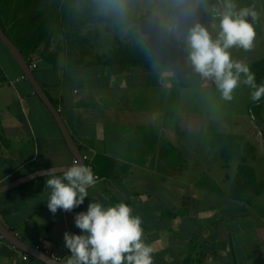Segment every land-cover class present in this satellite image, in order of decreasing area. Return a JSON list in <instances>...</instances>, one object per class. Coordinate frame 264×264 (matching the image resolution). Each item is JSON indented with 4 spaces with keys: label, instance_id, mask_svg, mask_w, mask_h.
Here are the masks:
<instances>
[{
    "label": "crops",
    "instance_id": "obj_1",
    "mask_svg": "<svg viewBox=\"0 0 264 264\" xmlns=\"http://www.w3.org/2000/svg\"><path fill=\"white\" fill-rule=\"evenodd\" d=\"M54 2L0 0V25L33 65L97 183L83 204L53 214L47 207V175L35 177L0 195L1 221L66 264L64 233L82 234L75 216L91 202L106 207L125 202L142 219L153 264H264V190L244 201L234 198L233 190L222 193L217 184H193L184 172L188 163L208 154L190 132L206 127L208 119L199 113L170 115L171 109L161 107V91L168 97L177 84L175 57L159 53L151 66L121 72L105 63L75 64L96 57L88 56L91 49L81 55L79 47L69 46ZM73 3L81 6L80 0ZM53 8L49 29L38 37ZM197 75L189 71L192 81ZM173 150L182 155L179 176L169 160ZM75 159L52 112L0 39V186ZM25 254L0 233V264H48Z\"/></svg>",
    "mask_w": 264,
    "mask_h": 264
},
{
    "label": "rangeland",
    "instance_id": "obj_2",
    "mask_svg": "<svg viewBox=\"0 0 264 264\" xmlns=\"http://www.w3.org/2000/svg\"><path fill=\"white\" fill-rule=\"evenodd\" d=\"M237 10L250 8L256 13V18L247 17L255 30L254 47L251 51L233 47L230 49L233 60L247 63L256 75L257 84L264 83V0H234ZM125 9L132 11L138 18L139 31L144 36H155L166 40L176 52L171 58L177 84L168 92V97L162 95L161 107L171 109L177 116L180 112L204 114L207 116V126L202 124L193 129L197 145H202L207 155H202L193 164L182 166V155L173 150L169 160L174 162L175 173L189 174L193 184H215L222 193H229L238 183L239 164L254 169V180L257 187L264 182V97L259 102L251 100L249 87L241 84L234 92L232 101H225L216 84L212 80L200 78L192 81L186 57L184 36L196 23L207 27L213 38L219 31L220 15L224 11V0H122ZM217 27L214 29L212 25ZM89 28L94 32L90 35L92 52L88 56L96 57L98 52L109 51L114 44L115 30L108 22H94ZM99 34H95L98 32ZM117 34L126 39L128 29ZM183 70V71H182ZM243 79V77H242ZM205 123V122H204ZM222 133L237 134L243 140L239 156L227 160L222 156L224 141ZM255 148L252 149L249 146ZM181 159V160H180ZM180 161V163L177 162ZM181 165L178 167L177 165ZM173 176V172H172ZM223 195V194H222ZM264 196V195H263Z\"/></svg>",
    "mask_w": 264,
    "mask_h": 264
},
{
    "label": "clouds",
    "instance_id": "obj_3",
    "mask_svg": "<svg viewBox=\"0 0 264 264\" xmlns=\"http://www.w3.org/2000/svg\"><path fill=\"white\" fill-rule=\"evenodd\" d=\"M114 4L119 6L120 0H114ZM219 15L215 38L200 23L188 30L184 36L186 60L195 73L214 81L225 101H232L235 90L243 84L253 90L251 100L259 102L264 97V83L258 85L251 67L233 60L230 52L233 47L245 52L253 49L256 33L247 17L255 19L256 13L250 8L237 10L234 0H224V11ZM57 171L54 167L49 169L46 180V187L51 190L47 207L53 214L58 209L70 212L83 204L88 189L97 183L91 167L80 161L63 170L62 176ZM74 222L82 234L64 233L70 252L66 264H153L154 249L144 240L142 219L133 214L127 203L106 207L91 202L87 211L75 216Z\"/></svg>",
    "mask_w": 264,
    "mask_h": 264
},
{
    "label": "trees",
    "instance_id": "obj_4",
    "mask_svg": "<svg viewBox=\"0 0 264 264\" xmlns=\"http://www.w3.org/2000/svg\"><path fill=\"white\" fill-rule=\"evenodd\" d=\"M115 6L114 0H80L81 6H76L73 0H56L53 6L59 9L64 23V37L71 47H79L80 54L85 55L90 51V35L94 31L88 26L96 22H108L116 31L114 44L108 53L97 54L94 60L85 61L81 58L73 60L75 64L105 63L114 70L121 72L129 69L133 65L151 66L157 59L159 53L175 57L176 52L173 47L164 39L155 36H144L139 31V21L137 16L122 5ZM48 13V17L43 20L38 37L49 29L51 21L56 13L55 8ZM128 29L126 39H122L117 32ZM95 34H99L95 32ZM42 37V36H41ZM40 40V39H38ZM57 56L53 59L56 64ZM243 138V137H242ZM237 134L223 133L221 140L223 143V155L227 160L239 156L242 139ZM250 148L255 147L250 145ZM245 163L239 164L238 183L232 191L234 198L251 201L254 194H259L264 190L257 187L254 180V169L246 166V157H242Z\"/></svg>",
    "mask_w": 264,
    "mask_h": 264
},
{
    "label": "water",
    "instance_id": "obj_5",
    "mask_svg": "<svg viewBox=\"0 0 264 264\" xmlns=\"http://www.w3.org/2000/svg\"><path fill=\"white\" fill-rule=\"evenodd\" d=\"M0 39L4 42V44L9 48V50L12 52L16 60L19 62L20 66L22 67L25 75L29 78L31 83L33 84L36 92L39 94L43 102L47 105V107L52 112L53 116L57 120L60 128L62 129V132L67 140L68 146L71 150V152L76 157L75 161H80L82 164L85 165L86 158L84 154L81 152L79 147L77 146L68 125L66 124L65 120L63 119L61 112L59 109L55 106L49 95L46 93L45 89L42 87L41 83L37 79L35 72L30 64V62L27 60L25 55L22 53L21 49L18 47V45L14 42V40L7 34V32L1 27L0 25ZM173 131V130H172ZM173 139V138H172ZM174 140V139H173ZM73 164H64L59 166H53L56 168L59 172H63L68 167H71ZM53 167H47L42 168L37 171H34L30 174H27L25 176L16 178L10 182H7L6 184L0 186V195L15 186L22 184L30 179H33L38 176L47 175V172L49 169ZM0 233L7 238L10 242H12L14 245L25 251L26 253L35 256L48 264H64L48 252L40 249L37 246H33L24 240H22L19 236H17L12 230H10L0 219Z\"/></svg>",
    "mask_w": 264,
    "mask_h": 264
},
{
    "label": "built area",
    "instance_id": "obj_6",
    "mask_svg": "<svg viewBox=\"0 0 264 264\" xmlns=\"http://www.w3.org/2000/svg\"><path fill=\"white\" fill-rule=\"evenodd\" d=\"M34 65H35V64H34ZM31 66H33V65H31ZM24 256H25V258H27V257H28V254H25Z\"/></svg>",
    "mask_w": 264,
    "mask_h": 264
}]
</instances>
